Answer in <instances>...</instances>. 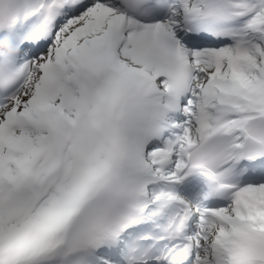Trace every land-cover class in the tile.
<instances>
[{
	"label": "snow or ice",
	"instance_id": "6c2138e0",
	"mask_svg": "<svg viewBox=\"0 0 264 264\" xmlns=\"http://www.w3.org/2000/svg\"><path fill=\"white\" fill-rule=\"evenodd\" d=\"M0 264H264V0H0Z\"/></svg>",
	"mask_w": 264,
	"mask_h": 264
}]
</instances>
